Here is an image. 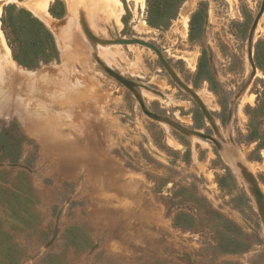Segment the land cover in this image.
<instances>
[{
	"label": "rangeland",
	"instance_id": "374dc122",
	"mask_svg": "<svg viewBox=\"0 0 264 264\" xmlns=\"http://www.w3.org/2000/svg\"><path fill=\"white\" fill-rule=\"evenodd\" d=\"M29 1L0 0V264H264V0Z\"/></svg>",
	"mask_w": 264,
	"mask_h": 264
},
{
	"label": "bare ground",
	"instance_id": "6f19581e",
	"mask_svg": "<svg viewBox=\"0 0 264 264\" xmlns=\"http://www.w3.org/2000/svg\"><path fill=\"white\" fill-rule=\"evenodd\" d=\"M11 1V0H10ZM37 2V4L35 3V2ZM77 1V0H76ZM88 1H90V2H92L93 3V5H94V2L96 1V0H88ZM99 1H104V0H99ZM137 2H141L142 4H143V2H144V0H136ZM49 2H50V0H39V1H36V0H30L29 1V5H31L30 6V10L34 13V14H36L37 16H39L44 22H46V23H50L51 21H53L51 18H50V16H48V13H47V7H48V5H49ZM74 2H75V0H73V2H71V0L69 1V3L72 5V4H74ZM38 5V9H36V5ZM67 4H68V2H67ZM96 4V3H95ZM103 4V3H102ZM233 4V3H232ZM231 4V5H232ZM115 6H119V9H120V11L119 12H117L116 13V15H115V18H116V22H119V19H120V16H121V14L120 13H122V7H121V4L118 2V4H116V3H114V7ZM143 6V5H142ZM69 7V6H68ZM113 6H112V8H114ZM233 8V7H232ZM0 13H1V11H0ZM51 20V21H50ZM52 23V22H51ZM50 25V24H49ZM59 25V24H58ZM56 29H58V28H56ZM55 31H57V30H55ZM58 31H60L59 29H58ZM69 31H70V28L69 27H63L62 28V32H64V34H68L69 33ZM59 33V32H58ZM55 37V36H54ZM61 37V36H60ZM117 42V41H116ZM251 43V42H250ZM129 45V44H128ZM249 46H250V44H249ZM0 49L2 50L1 52H3L4 53V56H5V62H6V64L8 65V66H13V65H15V61L12 59V57H11V55H10V53H9V51H8V49H7V47H6V45H5V42L3 41V40H0ZM66 50H68V47L66 48ZM65 52V51H64ZM66 54V53H65ZM68 54V53H67ZM248 60H249V62L251 63V55L249 54V57H248ZM256 68V67H255Z\"/></svg>",
	"mask_w": 264,
	"mask_h": 264
},
{
	"label": "water",
	"instance_id": "95a60500",
	"mask_svg": "<svg viewBox=\"0 0 264 264\" xmlns=\"http://www.w3.org/2000/svg\"><path fill=\"white\" fill-rule=\"evenodd\" d=\"M119 44H123V45H128V44H140L142 46H146L148 48H151L153 50L156 51V49L154 47H152L151 45H149L148 43L146 42H143V41H139V40H119L118 41ZM144 108V106H143ZM208 116V115H207ZM260 195V194H259Z\"/></svg>",
	"mask_w": 264,
	"mask_h": 264
},
{
	"label": "trees",
	"instance_id": "16d2710c",
	"mask_svg": "<svg viewBox=\"0 0 264 264\" xmlns=\"http://www.w3.org/2000/svg\"><path fill=\"white\" fill-rule=\"evenodd\" d=\"M49 34V33H48ZM50 35V34H49ZM51 36V35H50Z\"/></svg>",
	"mask_w": 264,
	"mask_h": 264
}]
</instances>
